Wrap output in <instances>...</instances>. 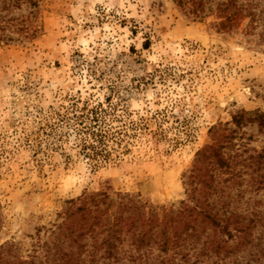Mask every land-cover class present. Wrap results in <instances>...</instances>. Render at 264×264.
Segmentation results:
<instances>
[{
    "label": "rangeland",
    "instance_id": "obj_1",
    "mask_svg": "<svg viewBox=\"0 0 264 264\" xmlns=\"http://www.w3.org/2000/svg\"><path fill=\"white\" fill-rule=\"evenodd\" d=\"M34 1L0 12V246L24 258L84 192L110 187L161 214L178 206L212 127L264 111V26L243 16L219 29L217 0L202 17L176 0ZM84 105L120 132L121 152L99 166L76 147ZM233 144L262 151L264 132L247 124ZM248 180L232 191L240 209H264Z\"/></svg>",
    "mask_w": 264,
    "mask_h": 264
},
{
    "label": "trees",
    "instance_id": "obj_2",
    "mask_svg": "<svg viewBox=\"0 0 264 264\" xmlns=\"http://www.w3.org/2000/svg\"><path fill=\"white\" fill-rule=\"evenodd\" d=\"M24 1L35 2L0 0V12ZM176 1L191 4L201 17L211 9L207 0ZM216 11L219 29H230L243 16L264 26V0H217ZM5 17L0 13V30ZM0 39L10 40L1 34ZM99 109L84 105L74 114L75 123L84 124L78 153L95 166L122 150L116 140L120 132L105 129ZM247 124L264 132V111L241 110L230 123L212 127L214 141L197 152L187 197L168 212L148 208L136 195L111 193L110 187L84 192L67 201L61 221L27 258L15 243L2 244L0 264H264V209L259 201H246L249 206L240 209L243 195L232 192L245 174L250 186L264 188V149H234L239 129Z\"/></svg>",
    "mask_w": 264,
    "mask_h": 264
}]
</instances>
